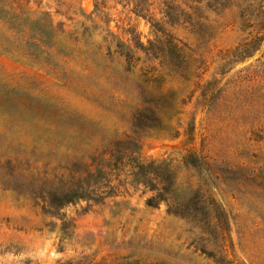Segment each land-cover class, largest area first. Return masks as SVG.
Instances as JSON below:
<instances>
[{
	"label": "rangeland",
	"instance_id": "obj_1",
	"mask_svg": "<svg viewBox=\"0 0 264 264\" xmlns=\"http://www.w3.org/2000/svg\"><path fill=\"white\" fill-rule=\"evenodd\" d=\"M128 1L0 0V264H264V0Z\"/></svg>",
	"mask_w": 264,
	"mask_h": 264
},
{
	"label": "trees",
	"instance_id": "obj_2",
	"mask_svg": "<svg viewBox=\"0 0 264 264\" xmlns=\"http://www.w3.org/2000/svg\"><path fill=\"white\" fill-rule=\"evenodd\" d=\"M127 4H133L135 9L143 11L145 10L143 7L148 6V0H129ZM42 17L43 18L37 20L27 19L26 24L24 25L26 27L27 54L30 58V61L39 60L40 54H50L52 50L56 51L57 53L62 52L60 46L55 45V43H51L48 40H50V38L54 39L59 35L68 33L64 29L61 22L57 23V26H53V20L51 19L50 14L44 13ZM109 33L114 35L111 31H109ZM163 34L165 35V33ZM43 47H45V49H42ZM0 52L8 54V52L1 49ZM157 166H164V162L157 163L155 161H151L150 163L140 167L144 170L146 182H155L154 185H151L152 187L150 189L155 193L147 198L146 204L150 207H157L159 204L164 203L167 206L168 213L186 217L195 221L198 220V223L202 224V219H200V215L198 213H191L188 211L187 213H184L185 211H181V209L184 210V204L181 203L178 198H175V195L171 194L167 187H165V183L153 179V173L151 169H156ZM71 200L72 198L65 199L63 203L69 202Z\"/></svg>",
	"mask_w": 264,
	"mask_h": 264
}]
</instances>
